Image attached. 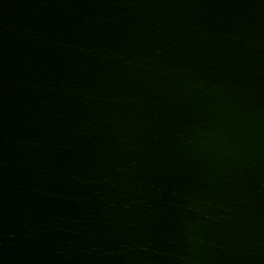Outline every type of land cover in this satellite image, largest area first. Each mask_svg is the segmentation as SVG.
Wrapping results in <instances>:
<instances>
[{"label":"water","instance_id":"obj_1","mask_svg":"<svg viewBox=\"0 0 264 264\" xmlns=\"http://www.w3.org/2000/svg\"><path fill=\"white\" fill-rule=\"evenodd\" d=\"M0 264H264V0H0Z\"/></svg>","mask_w":264,"mask_h":264}]
</instances>
